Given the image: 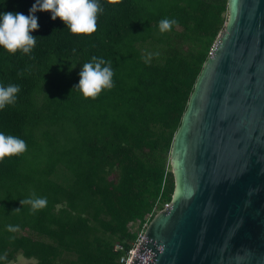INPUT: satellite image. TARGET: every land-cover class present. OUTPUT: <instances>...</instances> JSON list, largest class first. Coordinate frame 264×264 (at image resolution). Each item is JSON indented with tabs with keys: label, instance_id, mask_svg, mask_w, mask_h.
Returning <instances> with one entry per match:
<instances>
[{
	"label": "trees",
	"instance_id": "1",
	"mask_svg": "<svg viewBox=\"0 0 264 264\" xmlns=\"http://www.w3.org/2000/svg\"><path fill=\"white\" fill-rule=\"evenodd\" d=\"M227 1L99 0L91 34L37 11L31 53L0 48V83L20 85L0 131L27 144L0 160V264L19 253L37 264H121L114 245L130 247L129 224L171 200L172 141ZM33 3L0 0V11L28 14ZM165 17L176 23L161 32ZM94 55L111 61L113 86L84 98L74 86ZM33 194L46 206L20 204Z\"/></svg>",
	"mask_w": 264,
	"mask_h": 264
},
{
	"label": "water",
	"instance_id": "2",
	"mask_svg": "<svg viewBox=\"0 0 264 264\" xmlns=\"http://www.w3.org/2000/svg\"><path fill=\"white\" fill-rule=\"evenodd\" d=\"M169 167V206L129 264H264V0L227 1Z\"/></svg>",
	"mask_w": 264,
	"mask_h": 264
},
{
	"label": "clouds",
	"instance_id": "3",
	"mask_svg": "<svg viewBox=\"0 0 264 264\" xmlns=\"http://www.w3.org/2000/svg\"><path fill=\"white\" fill-rule=\"evenodd\" d=\"M37 11L49 12L52 20L59 18L71 33L91 34L97 29L98 13L103 12V7L99 0H34L28 14L0 11V48L10 53L19 50L30 54L37 40L32 32L39 28L35 15ZM175 23V19L165 17L158 22V27L164 32ZM113 72L111 61L94 55L81 66L74 88L84 98H95L102 89L113 86ZM19 91V84L0 83V110L14 104ZM26 148L23 138L0 131V160L21 154ZM20 204L28 205L30 210L35 211L46 206L47 198L33 194L21 200ZM6 227L10 232H15L19 225L9 224Z\"/></svg>",
	"mask_w": 264,
	"mask_h": 264
},
{
	"label": "built area",
	"instance_id": "4",
	"mask_svg": "<svg viewBox=\"0 0 264 264\" xmlns=\"http://www.w3.org/2000/svg\"><path fill=\"white\" fill-rule=\"evenodd\" d=\"M162 209L164 208H167L169 206V203H163L162 205ZM158 209V203L155 205L154 207V211L156 213H158L159 211H161L162 209L160 210H157ZM155 213V214H156ZM150 217H151V214H149L146 218V221L141 224L140 221H137L138 223V226H140V228L137 230V236L136 238L131 242V245L128 249H124V247L121 245V244H115L114 245V250H120V251H123V254L120 256L119 258V263L121 264H129L130 263V260L134 254V252L136 251V248L138 247L139 243L141 242L143 236H144V233H145V230H146V227L150 221Z\"/></svg>",
	"mask_w": 264,
	"mask_h": 264
},
{
	"label": "rangeland",
	"instance_id": "5",
	"mask_svg": "<svg viewBox=\"0 0 264 264\" xmlns=\"http://www.w3.org/2000/svg\"><path fill=\"white\" fill-rule=\"evenodd\" d=\"M226 17H227V13H226ZM145 53H146V55H148V52H145ZM138 228H139V226H138L137 222L129 224V229L133 232H137ZM7 264H37V262H36V260L28 259L19 253L15 256L14 260L10 261Z\"/></svg>",
	"mask_w": 264,
	"mask_h": 264
}]
</instances>
